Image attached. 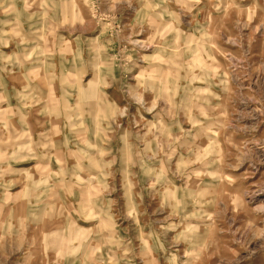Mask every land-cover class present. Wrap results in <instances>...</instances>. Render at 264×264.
I'll list each match as a JSON object with an SVG mask.
<instances>
[{"label": "clouds", "instance_id": "9594fccd", "mask_svg": "<svg viewBox=\"0 0 264 264\" xmlns=\"http://www.w3.org/2000/svg\"><path fill=\"white\" fill-rule=\"evenodd\" d=\"M255 38L264 0H0V264H259Z\"/></svg>", "mask_w": 264, "mask_h": 264}, {"label": "rangeland", "instance_id": "374dc122", "mask_svg": "<svg viewBox=\"0 0 264 264\" xmlns=\"http://www.w3.org/2000/svg\"><path fill=\"white\" fill-rule=\"evenodd\" d=\"M14 48V45L10 48L4 49L5 52H11ZM219 55V54H218ZM247 59L249 61H251L252 65L254 68L257 69H264V40H261L259 38H255V43L251 46ZM260 74H264V73H260ZM8 84H9V88L11 89L13 86L15 87H20L19 83H16L14 79L12 78H8ZM13 103H15L13 101ZM36 111H33V113L31 114V116L29 117V123L32 124L34 126V131H42L44 129H42L38 124L37 121H43L42 117H39L38 115H36ZM150 119V117H149ZM33 161H28V162H23L19 165H15V167H19L22 169H27V168H31L34 166ZM55 167V165H54ZM19 191L18 188L13 189V192H17ZM81 227H89L90 225H85L83 222H80ZM58 225H51L49 226V228L47 229L48 231H55L57 229ZM121 234L123 235V230L121 229ZM257 261H259V264H264V256L262 257H258ZM138 264V262H137ZM253 264H256V262H253Z\"/></svg>", "mask_w": 264, "mask_h": 264}]
</instances>
